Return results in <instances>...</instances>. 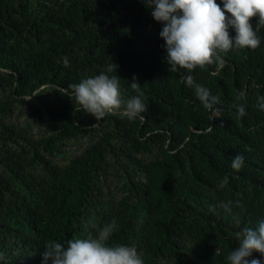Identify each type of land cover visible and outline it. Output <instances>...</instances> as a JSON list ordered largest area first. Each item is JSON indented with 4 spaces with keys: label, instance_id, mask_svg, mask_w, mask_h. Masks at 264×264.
I'll return each instance as SVG.
<instances>
[{
    "label": "trees",
    "instance_id": "1",
    "mask_svg": "<svg viewBox=\"0 0 264 264\" xmlns=\"http://www.w3.org/2000/svg\"><path fill=\"white\" fill-rule=\"evenodd\" d=\"M162 27L143 0H0V251L10 252L0 264H15L19 252L44 264L48 241L93 237L113 219L109 244L135 246L145 264H227L236 233L264 221V111L255 107L264 95V28L255 50L187 73L168 71ZM111 63L107 74L119 77L125 99L136 95L134 76L141 85L143 119L97 120L72 98L70 85ZM197 86L219 111L203 106ZM18 103L34 116L47 111L53 124L34 137L30 122L10 121ZM78 136L91 142L57 162ZM238 154L244 166L235 172ZM112 172L125 194L100 201Z\"/></svg>",
    "mask_w": 264,
    "mask_h": 264
},
{
    "label": "clouds",
    "instance_id": "2",
    "mask_svg": "<svg viewBox=\"0 0 264 264\" xmlns=\"http://www.w3.org/2000/svg\"><path fill=\"white\" fill-rule=\"evenodd\" d=\"M143 3L151 9L152 18L163 25L159 36L164 41L170 72L183 69L191 73L212 65L223 67L229 52L245 48L255 50L260 45L258 33L264 28V0H221L223 7L216 0H143ZM230 30H234V36ZM116 68L117 65L111 63L107 72L70 85L72 98L84 112L97 120L115 113L129 120L143 119L142 113L147 105L141 85L134 76L130 87L136 95L125 99L119 77L107 74L115 72ZM186 83H193L190 75L186 77ZM251 86L260 87L255 82ZM196 91L206 109L219 111L214 108L218 99L212 97L206 88L197 86ZM245 95L243 91L238 93L237 100ZM233 107L239 117L246 115L244 104H234ZM255 107L264 111V95L256 97ZM243 166L242 155L232 158L231 168L235 172ZM227 184L228 177L225 176L218 187L223 189ZM223 207L229 210L230 202ZM117 228V221L113 219L100 227L93 237H76L66 244L48 241L42 252L44 264L49 260L51 264H145L143 254L135 246L109 244ZM236 238L238 246L227 254V264H264V259L252 258L253 252L264 258V221L258 222L256 228L244 227L236 233Z\"/></svg>",
    "mask_w": 264,
    "mask_h": 264
},
{
    "label": "rangeland",
    "instance_id": "3",
    "mask_svg": "<svg viewBox=\"0 0 264 264\" xmlns=\"http://www.w3.org/2000/svg\"><path fill=\"white\" fill-rule=\"evenodd\" d=\"M41 89V88H40ZM39 90V89H38ZM36 90V91H38ZM30 96H27L26 98H29ZM29 105H23L21 103H18L15 108L14 112L12 114V117L10 118L11 122H18L23 123L25 121L30 122L32 127V133L35 134L34 137H38L42 132H44L48 125L53 124L52 123V117L47 111H41L37 115H31L30 109L28 107ZM54 126L57 127V124ZM90 143L91 140L88 136H78L77 138L71 139L68 142H64L62 144V152L64 151V154L56 156L57 162H67L70 158H72L75 154L80 153L85 146ZM10 145H13L10 143ZM67 160V161H66ZM123 165V164H120ZM105 182H103V185L101 187V192L98 193V198L100 201L107 200L111 195H113L114 198L119 199L122 197L125 193L124 190L121 188H118L120 185H122V182L124 179L116 178L115 174L112 172L110 175H106ZM122 181V182H121ZM116 184V185H113ZM113 192V193H112ZM3 251H0V253L4 255L10 254V252H7L6 249H2ZM15 264H28V260L25 257H22V254L20 252L16 255H13Z\"/></svg>",
    "mask_w": 264,
    "mask_h": 264
}]
</instances>
